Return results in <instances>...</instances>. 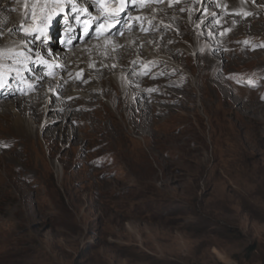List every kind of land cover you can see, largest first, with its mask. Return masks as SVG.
<instances>
[{"label":"rangeland","instance_id":"374dc122","mask_svg":"<svg viewBox=\"0 0 264 264\" xmlns=\"http://www.w3.org/2000/svg\"><path fill=\"white\" fill-rule=\"evenodd\" d=\"M62 9L50 0L32 34ZM7 45L0 34V48ZM229 60L223 78L241 96L204 106L195 93L180 102L156 100V114L138 130L123 117L120 134L85 131L76 119L65 145L49 151L39 135L21 151L35 178L22 177L9 163L12 146L0 145V175L28 187L32 213L14 226L16 199L0 196V264H264V108L243 107V92L264 103V79L253 76V61ZM37 70L0 62V110L9 113L15 97L32 94L21 90Z\"/></svg>","mask_w":264,"mask_h":264},{"label":"bare ground","instance_id":"6f19581e","mask_svg":"<svg viewBox=\"0 0 264 264\" xmlns=\"http://www.w3.org/2000/svg\"><path fill=\"white\" fill-rule=\"evenodd\" d=\"M15 1L0 2V34L8 42L0 48V62L39 73L30 88L22 87L23 94L32 92L23 95L26 100L17 96L9 113L0 110V145L12 146L9 163L28 179L37 172L21 151L39 135L49 151L65 145L76 119L85 131L120 134L123 117L137 129L155 113L156 100L180 102L195 93L202 106L216 98L227 104L242 95L223 78L230 58L253 61V76L264 79V0H56L63 3L61 14L37 34L31 25L44 17L50 0ZM21 29L25 36H18ZM61 36L66 40L54 42ZM236 38L243 39L240 46L231 44ZM243 94V107L264 108L258 95ZM63 166L53 169L60 174ZM3 194L16 199L20 219L14 226L30 222L28 187L5 173L0 175Z\"/></svg>","mask_w":264,"mask_h":264}]
</instances>
